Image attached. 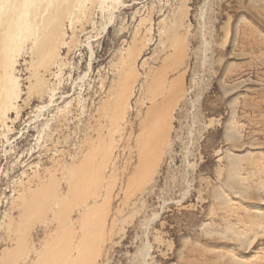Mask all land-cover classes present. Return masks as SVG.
Returning <instances> with one entry per match:
<instances>
[{
    "label": "rangeland",
    "instance_id": "1",
    "mask_svg": "<svg viewBox=\"0 0 264 264\" xmlns=\"http://www.w3.org/2000/svg\"><path fill=\"white\" fill-rule=\"evenodd\" d=\"M253 208L264 0H0V264L47 256L62 215V264H264Z\"/></svg>",
    "mask_w": 264,
    "mask_h": 264
},
{
    "label": "bare ground",
    "instance_id": "2",
    "mask_svg": "<svg viewBox=\"0 0 264 264\" xmlns=\"http://www.w3.org/2000/svg\"><path fill=\"white\" fill-rule=\"evenodd\" d=\"M104 28H106V27L105 26L102 27V29H104ZM89 45H90V43H89ZM48 62H50V58L48 59ZM40 78L41 77H39L37 80H39ZM46 107H47V105H44L43 107L39 108L38 112H37L38 114H37L36 117H38V115L42 114L41 112ZM155 124L157 126V123H155ZM232 163H233V160H232ZM76 180H78V178ZM227 182L232 187H235L239 193H246V190L243 189L240 186V183H239V181L236 178H230V179L227 180ZM77 184H81V183L79 182ZM81 186H82V184H81ZM221 200L223 202H225V203L228 202L226 197H222ZM59 201L60 200H58V202ZM59 204H60V202H59ZM58 206H60V205H58ZM90 208H91V205H89L88 202H86L84 205H81L78 208L79 212H80L78 214V218L80 219L79 223H80L81 235H80V239L78 240V242L75 245L76 250L78 252H85L86 257L89 260L91 259L92 256H94V254L92 253L93 252L92 248H91V246L89 244V236H90V231L93 228V221H84V220L87 218ZM57 211L59 212V210H57V208H56V211L54 213H56ZM250 211L251 212H249V215L252 217V219L256 218V219H259V220H264V210L253 208V210H250ZM58 212L55 215L59 216ZM64 216L62 215L63 219H60V220L58 219L59 221H55L58 225H56V227L54 229V233L50 234V236L48 235L49 236L48 239L53 238V241L51 242V244L46 243L44 245V248L46 250L47 256H42L39 259V261H37L35 264H37L38 262L42 263V264H50V262H51V259L49 258V253L50 252L55 256L54 261H57L58 264H62V260L64 259V257H63L64 248L66 247V252L67 253H70L72 251V245L71 244L68 245V243L70 242V239L72 237V228H73V226H75L74 225L75 223L72 222V220H71V218H69V216H67V215L65 217ZM53 219H54V217H53ZM58 222H60V223H58ZM49 223L50 222L46 223V225H47L46 228L48 230L50 229ZM241 238H242V242L240 243L241 245H242V243L245 244L246 247H250L252 245L253 239L246 238L244 236H241ZM41 251H43V249H41ZM41 251H39V252H41ZM88 263L87 262L83 263L82 262V258L80 257V255H78L75 258L68 259V261H67V264H88Z\"/></svg>",
    "mask_w": 264,
    "mask_h": 264
}]
</instances>
